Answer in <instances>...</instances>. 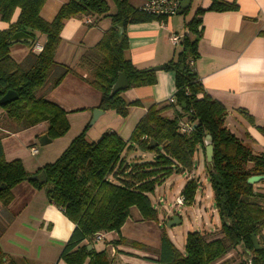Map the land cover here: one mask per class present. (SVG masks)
Segmentation results:
<instances>
[{
    "label": "trees",
    "instance_id": "16d2710c",
    "mask_svg": "<svg viewBox=\"0 0 264 264\" xmlns=\"http://www.w3.org/2000/svg\"><path fill=\"white\" fill-rule=\"evenodd\" d=\"M46 0H0V20L8 26L0 30V98L13 90L17 98L0 105L5 118L13 124L12 132L47 123L46 135L55 139L66 133L69 123L66 111L39 94L45 86L55 88L71 73L74 67L54 60L60 43V32L66 20L81 16L110 17V26L99 41L87 49L77 66L89 71L88 83L100 93L98 108L114 110L126 117L130 106L138 101L125 102L124 90L153 85L155 71L136 68L125 56L128 48L126 26L149 20H165L139 11L128 0H112L115 10L109 13L106 0H68L62 4L52 20L40 16ZM235 1L211 0L210 5L198 8L186 23L188 33L179 42L181 50L163 64V70L172 72L175 91L174 103L150 104L133 127L129 137L123 139L114 131H107L95 141L86 139V127L79 132L52 162L36 171H26L20 159L7 161L3 154L0 135V204L6 206L13 199L12 189L21 182H28L35 189H43L47 200L58 207L74 228L60 254L65 264H111L105 249H88L99 232H119L127 220L130 208L135 207L144 221L158 222V212L149 194L172 173L192 170L198 147L204 150L206 135L211 137L212 158L204 164L208 169L212 201L219 224V235L212 232L188 231L183 250H179L161 226L157 264H213L228 252L240 248L245 258L235 264H264V246L256 249L252 235L258 241L264 231V191H256L246 182L252 175L264 174V151L255 154L225 126L226 108L204 91L192 69V62L199 56L198 41L202 34L201 15L205 11L236 10ZM16 19L11 22L14 12ZM182 11V14L187 12ZM121 24V29L119 28ZM121 30V31H120ZM16 31L33 37L45 35V42L38 53L29 52L17 62L10 55L9 38ZM123 72L127 85L110 95V88L118 73ZM79 76V75H78ZM179 107L172 117L165 115L169 109ZM193 125L190 133L179 131L181 118ZM251 122H253L250 117ZM147 152L154 156L145 160L133 152ZM131 154V155H130ZM130 157V158H129ZM132 160V161H130ZM44 180L38 179L39 174ZM198 180L188 178L180 193L184 204L194 202ZM264 183V181H261ZM113 243L130 244L139 248L146 245L120 238ZM0 249V264H12L4 259Z\"/></svg>",
    "mask_w": 264,
    "mask_h": 264
},
{
    "label": "crops",
    "instance_id": "0c3cea01",
    "mask_svg": "<svg viewBox=\"0 0 264 264\" xmlns=\"http://www.w3.org/2000/svg\"><path fill=\"white\" fill-rule=\"evenodd\" d=\"M67 1L46 0L40 10V16L46 21L52 20L60 6ZM144 1L128 0L133 7H139ZM227 1H235L238 8L228 11H205L201 15L202 22L199 28H202V34L197 45L199 56L192 62V69L205 93L226 108L225 126L242 144L258 154L264 151V0ZM210 3L211 0H190L185 14H182L183 9L165 20L153 19L128 24L126 26L128 48L125 56L138 69L163 65L174 59L181 46L173 45L169 41V35L176 34L182 38L188 33L186 23L194 16L195 11L198 8H207ZM17 15L18 10L14 12L11 22ZM92 17L81 16L66 20L54 55L57 63L74 67L79 76L69 73L55 88L48 89L47 85L39 94L65 110L69 123L73 127L76 126L71 135L64 136L66 139H73L84 127L89 142L97 140L107 131H114L123 139H127L150 104H166L169 97L173 96L175 91L173 73L163 69L156 70L153 85L124 90L121 97L125 102H139V105L129 107L126 117L119 116L114 110H106L95 114L93 118V112L99 109L100 93L88 83L89 71L77 66V63L79 57L99 41L111 22L109 18L102 16ZM89 18L93 22H87ZM7 26V22L0 20V30ZM37 36L41 41L35 40L32 46L23 45L25 43L12 44L10 46L12 58L20 62L30 51L40 52L33 50V47H42L45 35ZM177 111L180 112L179 107L167 110L165 115L172 117ZM13 127L12 122L6 119L4 112L0 110L1 144L7 161L21 159L28 172H33L52 161L44 158V155L48 154V147L32 154L30 147H25L27 142L17 137L20 132H12ZM46 128L47 123L41 122L24 131L43 135L46 134ZM206 147L207 143L204 142V150L201 147L197 148L192 170L183 173L190 174L193 178L196 175V179H200L201 173L199 175L198 169L201 167V159L204 163ZM132 155L149 160L154 156L152 153L139 151L133 152ZM55 157L56 155L51 159ZM179 174L172 173L165 177L161 184L172 186L174 189L178 186ZM197 182L198 192L201 189V180ZM156 191L157 187L154 193ZM12 194L13 199L9 204L6 206L0 204V215L4 214L0 217L2 228L0 249L5 254L4 259H7V262L9 259L13 260L12 264H65L59 259V254L74 224L58 207L47 200L43 189H35L25 181L17 184L12 189ZM160 200L163 207L160 206L159 209V206L154 205L158 212V222H155L158 228L163 226L161 221H170L175 215L170 214L166 206L168 199L165 193L162 196L157 195L158 204ZM133 208L135 207L130 208V212ZM134 210L136 212L132 216L129 213L119 232H103L102 239L96 240L105 241L103 249L108 252L111 264H157L155 259L158 258L160 235L155 232L152 240H149L148 236L137 233L134 223L146 221L141 219L136 208ZM6 215L11 216L12 220H6L4 224ZM108 235L110 238L106 239ZM121 237L142 243L149 248L112 242ZM92 247L94 248L93 245Z\"/></svg>",
    "mask_w": 264,
    "mask_h": 264
},
{
    "label": "rangeland",
    "instance_id": "374dc122",
    "mask_svg": "<svg viewBox=\"0 0 264 264\" xmlns=\"http://www.w3.org/2000/svg\"><path fill=\"white\" fill-rule=\"evenodd\" d=\"M51 1H53V0H51ZM106 1L108 3V6H109V13H113L115 10V6H114L112 0H106ZM102 18H109L110 19V17L108 15H103ZM36 40L41 41L40 39H38V36H36ZM18 43H15V44H18ZM23 45H26V43ZM14 55H15V53H13V56ZM68 123H69V121H68ZM75 127L76 126L73 127L69 123V128L64 135L57 137L55 139H51L50 142L45 143L43 145L40 143L41 135H36V134H34L33 131L25 132L24 130L23 131L20 130V131H18L20 133H18L17 137L20 140L27 142L25 144V147H27V148L31 147V145H32L38 151V150H41L45 147H48V152H47L48 154H45L44 158L47 160L54 161L60 155V153L68 146V144L71 142L72 138L66 139L65 137L71 135V133L75 129ZM84 128H82L80 131H82ZM31 140H32V143H31ZM54 155H56V157L54 159H51L52 156H54ZM145 160H149V159H145ZM52 161H50V162H52ZM130 161H132V160H130ZM200 162H201V167H200V169H198V172L200 171L199 175H200V173H201V175H200V179H198V180L199 181L201 180V182H200L201 189L197 192L198 193V194H196L197 197H195L193 203H191L189 205L183 204V206H174L175 198L179 195V188L182 189V187L184 186V184L186 182L185 178H187V177L193 178V176H191L190 174L188 175V174L182 173L180 175L179 173H176V174H179L178 176H180L178 186H176L173 189L172 186H164L163 184H159L156 186L157 191L153 194H149L153 205L159 206V209H160V206L163 205V202L161 200L159 202L160 204H158L157 195L162 196V194L164 195V193H165L166 199H168L166 206H167L168 210L170 211V214L177 215L178 219L173 220L174 222L176 221L174 225H167L169 223V221H167V220L165 222L161 221V225L164 226L162 228L165 229L166 234L170 238V240L180 250H183V248H184L185 235L188 231H191V230H197L200 232L208 231V232H212L211 236H215V237L219 235V231H220L219 230L220 220H219L218 213L216 211L215 205H214V203L212 201V197H211L212 192H211V188H210V184H209L208 169H207L206 165L203 163L202 159L200 160ZM22 164H23V162H22ZM34 171H36V170H34ZM29 173H32V172H29ZM194 177L196 178L197 176L195 175ZM254 188L256 189V191H262L263 192L264 191V183L258 182L256 184H254ZM259 201L264 206V199H260ZM134 209L135 208H133L130 212L131 216L133 213L136 212V210H134ZM164 209H165V207H164ZM3 216H4V214L0 215V217H3ZM10 218H11V216L6 215V217H4V224H5V221L9 220ZM10 220H12V219H10ZM134 226H135V230L137 233H139L141 236H148V238H150L149 240H152L153 234L155 232L159 235L161 234V227L159 226V228H158L157 224L155 222H152V221L134 223ZM1 232H2V228L0 226V233ZM109 238H110V235H108L106 239H109ZM92 243H93L95 250L96 249L101 250V249L105 248V241H96L94 239V241ZM259 243L264 246V231L262 232V236L259 240ZM244 258H245V256L242 253V250L240 248H237L236 250H232V251L228 252L225 256H223L221 259L217 260L213 264H235L239 260L244 259Z\"/></svg>",
    "mask_w": 264,
    "mask_h": 264
},
{
    "label": "water",
    "instance_id": "95a60500",
    "mask_svg": "<svg viewBox=\"0 0 264 264\" xmlns=\"http://www.w3.org/2000/svg\"><path fill=\"white\" fill-rule=\"evenodd\" d=\"M190 0H182L181 1V5H180V10L179 12H181L183 9L187 8L189 6ZM121 27V24H119V28ZM121 29V28H120ZM121 31V30H120ZM33 37H31L29 34H27L24 31H16L15 33H13L11 35V37L9 38L8 42L10 44H14V43H27V44H32L33 42ZM163 69V65H155L153 67H150V70L156 71V70H161ZM127 85V79L125 77V74L123 72H119L118 76L115 80V82L112 84L111 88H110V95L115 94L116 92L123 90ZM17 98V94L15 91L13 90H8L1 98H0V105H3L7 102H10L14 99ZM102 110L96 109V111L93 112V118H95V114L100 113ZM50 138L46 135L43 134L40 137V143L43 145L45 143L50 142ZM204 142L207 143V147H206V158L207 161H210L212 158V145H211V137L210 135H206ZM38 179L40 180H44V175L41 173L38 176ZM264 181V174L263 175H252L250 177L247 178L246 182L248 184H256L258 182ZM4 188V184H0V190ZM178 217L176 215L172 216L171 220L169 221V223L167 225H174L175 222L173 220H177ZM252 242L253 245L256 249H260L262 248L261 245H259V241L257 236L252 235ZM88 249L91 248V245H88L87 247Z\"/></svg>",
    "mask_w": 264,
    "mask_h": 264
},
{
    "label": "built area",
    "instance_id": "2783aa9c",
    "mask_svg": "<svg viewBox=\"0 0 264 264\" xmlns=\"http://www.w3.org/2000/svg\"><path fill=\"white\" fill-rule=\"evenodd\" d=\"M182 0H145L138 8L139 11L145 12L152 16L168 18L175 14H177L180 10ZM94 17H92L93 19ZM91 18L87 20V22H93ZM169 41L173 45L179 44L181 38L176 34L169 35ZM41 50L42 47L34 46L33 50ZM168 102L174 103V97H169ZM179 131L181 133H190L193 130V125L189 123L186 118H181L178 123ZM37 149L34 147H30V152L36 153ZM161 201V200H160ZM184 204V196L179 192V195L175 198L174 206H183ZM103 236V232H99L94 236L95 240H101Z\"/></svg>",
    "mask_w": 264,
    "mask_h": 264
},
{
    "label": "flooded vegetation",
    "instance_id": "af4514ba",
    "mask_svg": "<svg viewBox=\"0 0 264 264\" xmlns=\"http://www.w3.org/2000/svg\"><path fill=\"white\" fill-rule=\"evenodd\" d=\"M92 17V16H91Z\"/></svg>",
    "mask_w": 264,
    "mask_h": 264
}]
</instances>
